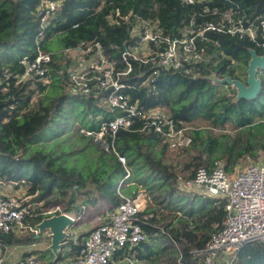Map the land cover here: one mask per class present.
Here are the masks:
<instances>
[{
    "label": "trees",
    "instance_id": "obj_1",
    "mask_svg": "<svg viewBox=\"0 0 264 264\" xmlns=\"http://www.w3.org/2000/svg\"><path fill=\"white\" fill-rule=\"evenodd\" d=\"M41 1L0 0V186L12 183L26 195H35L33 202L43 204L40 209L61 206L75 214L82 205L94 212L111 210L121 203L120 195L135 198L146 192L149 203L135 223L147 240L124 247L109 264L132 256L138 264H201L189 252L204 248L220 228L225 203L180 191L177 174L164 162L167 146L151 131L135 134L141 127L138 122L116 133V154L85 137L80 130L97 132L101 123L113 117L103 113L99 99L68 93L65 72L72 62L65 51L98 42L109 61L115 62V70L124 72L122 53L130 44V28L136 20L158 22L166 36L179 38L191 21L196 25L219 22L229 7L227 0H193L191 5L182 0H50L60 1L61 6L54 24L44 29L36 14ZM232 1L248 18L264 14V0ZM206 7L208 14L193 17ZM202 46L209 59L199 65L197 79L162 72L153 83H144L148 67L129 58L131 72L121 77V94L130 104L162 110L192 126L191 144L182 149L198 155L196 168L221 161L231 173L243 159L264 152V72L258 75L261 90L253 101H235V91L224 85V92L214 91L206 78L214 74L218 79L245 82L248 51L258 55L264 51L248 40L216 32H209ZM38 51L49 57L45 79L16 84L14 75L24 72L22 60L33 62ZM48 218L38 214L26 216L24 222L33 226ZM82 237L75 245L67 244L63 258L77 252ZM33 239L30 234L25 239L15 233L0 235L9 248ZM174 244L181 250L180 260ZM52 260L50 251L39 253L40 264ZM231 264H264V246L245 244Z\"/></svg>",
    "mask_w": 264,
    "mask_h": 264
},
{
    "label": "built area",
    "instance_id": "obj_2",
    "mask_svg": "<svg viewBox=\"0 0 264 264\" xmlns=\"http://www.w3.org/2000/svg\"><path fill=\"white\" fill-rule=\"evenodd\" d=\"M182 2L190 5L194 3L193 0ZM227 2L229 7L220 14L219 22L196 25L191 21L188 28L180 31L179 38L166 36L158 22L136 20L130 28V44L122 53L127 68L124 72L115 70V62L109 61L98 42L83 43L74 51H65L72 62L65 72L68 93L99 99L101 104L116 114L111 121L101 123L97 132H80L85 137L94 136L104 151L116 154V133L120 129L128 130L138 122L141 127L134 132L137 135L151 131L169 148L189 147L191 138L188 132L192 128L181 121H175L162 110H146L139 107L138 102L130 104L128 97L121 94L124 89L121 77L131 72L128 63L130 58L140 66L148 67L149 75L144 83H153L162 72L199 78V65L209 59L202 46L209 32L248 40L264 51V14L248 18L245 10L235 2ZM60 6V1L42 0L39 3L36 14L41 18L42 29L54 24ZM200 13L208 14L209 9L206 7L201 12L196 11L193 17ZM212 13H217V10ZM48 62L49 57L41 51H38L33 62L23 59L21 63L24 72L22 75H14L16 84L45 79V65ZM119 161L124 163L121 157ZM11 187L12 183L0 186V235L27 231L34 238H39L41 233L36 225L40 222L31 226L24 222L26 216L40 214L51 218L65 213L75 222L81 219L80 214L87 211L83 205L79 215L66 213L60 206L40 209L42 203L33 202L35 195L28 196L24 192L16 194L9 189ZM177 188L190 195L225 203V217L220 228L204 248L190 250L192 258L198 263L213 264L215 260L226 259L222 264H231L232 258L245 244L256 242L264 246V161L231 173L226 171L223 162L216 161L211 167H197L187 179L178 176ZM144 193L138 196L139 193L135 198L120 195L122 201L117 207L102 209L96 216L95 227L82 237L77 252L63 258L60 251L58 258L53 259L51 264H109L124 247L131 248L145 242L146 235L135 223L136 215L143 210L142 197L144 202L148 200ZM49 234L45 232L47 238ZM36 242L33 241L28 247L35 248ZM73 242L74 245L77 243L76 240ZM174 247L180 260L181 250L176 244ZM10 259V248L0 241V264H9ZM119 263L138 264L133 256L120 259L117 261ZM19 264H40V261L36 255L30 254Z\"/></svg>",
    "mask_w": 264,
    "mask_h": 264
},
{
    "label": "rangeland",
    "instance_id": "obj_3",
    "mask_svg": "<svg viewBox=\"0 0 264 264\" xmlns=\"http://www.w3.org/2000/svg\"><path fill=\"white\" fill-rule=\"evenodd\" d=\"M54 50L57 51L58 47L55 46ZM213 86H214V91H220L221 90L224 92L226 90L223 85H218V86L213 85ZM99 104H100L99 106L103 110V113H111L110 114L111 117L116 116V114H113V112L108 107H106L105 105H103L101 103H99ZM189 127H192V126H189ZM91 138L95 139L94 136H91ZM97 145H100V144L98 143ZM183 150L184 149L176 150V149H172V148L167 147V153H166V157L164 158L165 159L164 162L166 163V165L171 166V168L177 174V176H182L183 178L187 179L192 175V173L196 169L195 165L199 161H195L197 159L196 157L198 155L194 151H186V150L183 151ZM258 154H260V156ZM203 159H204V157H203ZM262 161H264V153L258 152L257 157L255 159H252V158L243 159L242 161H240L238 166L235 167L234 170L238 171V170L245 168L246 166H248L250 164L262 162ZM120 186L121 185L119 184L118 187H120ZM9 189L11 191H15L16 194H22L23 192L25 193V191L22 188L15 189L14 187L13 188L11 187ZM143 193L144 192H140V194L138 196H141ZM144 194H146V196L148 197L146 192ZM197 199H202V197L197 196ZM141 202L143 204L141 209H144V207L149 203L148 200H146V202H144L143 197H142ZM41 206H43V204H41ZM61 208L63 209V207H61ZM102 209L103 208H100V211H95V212H94V210H90V211L87 210L86 211L87 213L80 214V217H81L80 220L71 223V225L65 229V233L67 236L65 241H64L65 247L67 246L68 243H70V241H75L78 237L85 235L91 229H93L95 227L96 216L100 212H102ZM94 213H97V214H94ZM62 215H67V214L63 213ZM76 215H79V214H76ZM167 221H169V220L167 219ZM15 235L17 237H19V239H25L29 236V233L27 231H22V232L15 233ZM36 240L38 242L35 243L36 244L35 248H29L28 246L30 244L14 246L12 253H11L12 256H11L10 264L22 263L24 261L23 260L24 254H33L39 258V253L47 251L46 248L49 246L50 240L46 237L45 233H41L39 235V238L33 239L34 242ZM159 248H160V245H159ZM191 250H195V249H191ZM66 252H67V250L65 248L62 250L61 254L64 256L66 254ZM229 259L231 260V258H229ZM232 260H233V258H232ZM224 261H226V259L215 260L213 262V264H222ZM119 264H128V263H119Z\"/></svg>",
    "mask_w": 264,
    "mask_h": 264
},
{
    "label": "water",
    "instance_id": "obj_4",
    "mask_svg": "<svg viewBox=\"0 0 264 264\" xmlns=\"http://www.w3.org/2000/svg\"><path fill=\"white\" fill-rule=\"evenodd\" d=\"M249 60L247 62V68L245 71V82L233 79L231 77H225L218 79L214 74L210 75L206 79L211 81L214 85H224L230 87L235 91L236 95L234 100L253 101L261 90V83L258 79V75L264 72V55H258L255 50L250 49ZM73 223L65 218L64 215L43 219L36 229L39 233H45L48 231L50 244L47 247V251L53 255V259L58 258V253L65 249L66 233L65 229Z\"/></svg>",
    "mask_w": 264,
    "mask_h": 264
},
{
    "label": "crops",
    "instance_id": "obj_5",
    "mask_svg": "<svg viewBox=\"0 0 264 264\" xmlns=\"http://www.w3.org/2000/svg\"><path fill=\"white\" fill-rule=\"evenodd\" d=\"M82 236L84 237L85 235H82ZM13 248H14V247H10V257L12 256L11 253H12ZM10 261H11V259H10ZM9 264H10V262H9ZM16 264H17V263H16Z\"/></svg>",
    "mask_w": 264,
    "mask_h": 264
},
{
    "label": "bare ground",
    "instance_id": "obj_6",
    "mask_svg": "<svg viewBox=\"0 0 264 264\" xmlns=\"http://www.w3.org/2000/svg\"><path fill=\"white\" fill-rule=\"evenodd\" d=\"M65 216V215H64ZM65 218L69 221H72V219L70 218V216H65Z\"/></svg>",
    "mask_w": 264,
    "mask_h": 264
}]
</instances>
